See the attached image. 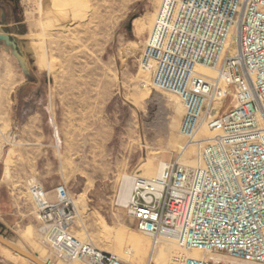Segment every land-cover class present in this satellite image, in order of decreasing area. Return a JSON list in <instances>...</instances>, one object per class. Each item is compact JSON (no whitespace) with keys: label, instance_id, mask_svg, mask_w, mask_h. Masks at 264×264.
Returning <instances> with one entry per match:
<instances>
[{"label":"rangeland","instance_id":"374dc122","mask_svg":"<svg viewBox=\"0 0 264 264\" xmlns=\"http://www.w3.org/2000/svg\"><path fill=\"white\" fill-rule=\"evenodd\" d=\"M14 1L0 0V26L25 59L0 39V158L7 139V99L27 83L23 92L43 114L46 140H55L53 148L45 149V178L52 180L60 169L61 184L76 203L73 234L127 264H146V248L154 240L137 228L125 207L132 177H154L162 163L179 157L194 165L196 155L194 146L192 154H182L185 109L180 98L153 88L142 65L151 55L147 41L164 0ZM202 131L199 136L212 134ZM31 179L16 188L23 221L14 226L0 222V235L50 264H88L63 260L41 236L28 188L32 181L44 184ZM1 244L0 264H36ZM180 252L203 256L163 237L151 264H177ZM210 257L236 263L223 254Z\"/></svg>","mask_w":264,"mask_h":264},{"label":"built area","instance_id":"2783aa9c","mask_svg":"<svg viewBox=\"0 0 264 264\" xmlns=\"http://www.w3.org/2000/svg\"><path fill=\"white\" fill-rule=\"evenodd\" d=\"M147 46L150 85L180 98L182 154L194 146L195 164L179 157L154 177L134 174L128 214L154 242L203 253L180 252L177 264H264V0H164ZM28 192L60 258L127 264L73 234L77 207L66 185L53 198L37 181Z\"/></svg>","mask_w":264,"mask_h":264},{"label":"crops","instance_id":"0c3cea01","mask_svg":"<svg viewBox=\"0 0 264 264\" xmlns=\"http://www.w3.org/2000/svg\"><path fill=\"white\" fill-rule=\"evenodd\" d=\"M25 89H28L27 83L17 88L16 92L11 91L3 116L7 139L4 158H0V222L7 226L19 225L23 221L16 192L19 182L24 183L33 177L40 179L53 198L54 189L62 181L60 169L53 171L52 180L45 178L48 170L45 149L53 148L55 140L52 138L47 142L43 114L34 109L35 102L26 97ZM31 102L33 111L31 109L28 113L26 106ZM107 135L109 137V133Z\"/></svg>","mask_w":264,"mask_h":264},{"label":"water","instance_id":"95a60500","mask_svg":"<svg viewBox=\"0 0 264 264\" xmlns=\"http://www.w3.org/2000/svg\"><path fill=\"white\" fill-rule=\"evenodd\" d=\"M131 26H132V21H130V23L128 25L129 29H131ZM0 39L5 40L7 44L11 45L14 48V52L17 55H19L23 60L25 59V57L16 48L17 44L12 39L11 34L3 26H0ZM0 243L5 245L6 247L12 249L16 253L30 259L31 261H33L36 264H50V263H47V262L43 261L42 259H40L39 256L37 254H35L34 252H32L31 250H25V249L17 246L14 242L3 237L2 235H0Z\"/></svg>","mask_w":264,"mask_h":264},{"label":"bare ground","instance_id":"6f19581e","mask_svg":"<svg viewBox=\"0 0 264 264\" xmlns=\"http://www.w3.org/2000/svg\"><path fill=\"white\" fill-rule=\"evenodd\" d=\"M197 69L201 72V73H203V74H213V72L212 71H210L209 69H206V68H204V67H197ZM202 132H204V131H202ZM205 134V133H204ZM203 134V135H204ZM206 136V135H205ZM191 148H193V147H190V148H188L185 152H184V154H188V155H190V154H192V152H193V150L191 149ZM195 150V149H194ZM183 152V151H182ZM162 165H163V163L161 164V166H160V168L162 167ZM159 173V172H158ZM131 188H132V186H131ZM130 193H131V190H130ZM130 193H129V195H128V197H127V199H126V201H125V204L127 203V201H128V199H129V196H130ZM167 238V237H166ZM168 240V239H167ZM158 242V241H157ZM157 242H154L153 243V246H151L150 248L149 247H147L146 248V250L147 251H149V257H148V259H147V261H146V264H151L152 263V261H153V255H154V251H155V249H156V247H157ZM145 243H147V241L145 240V239H142V241H141V244L142 245H145ZM2 245V244H1ZM152 245V244H151ZM193 251H196V252H200V251H198V250H193ZM187 254V253H186ZM196 256V255H195ZM196 257H198V256H196ZM41 259V258H40ZM131 261H137L136 259H132V258H129ZM217 259H221L220 257H217ZM45 262H47V261H45ZM138 262V261H137ZM47 263H49V262H47Z\"/></svg>","mask_w":264,"mask_h":264},{"label":"flooded vegetation","instance_id":"af4514ba","mask_svg":"<svg viewBox=\"0 0 264 264\" xmlns=\"http://www.w3.org/2000/svg\"><path fill=\"white\" fill-rule=\"evenodd\" d=\"M10 1H12V2H14L15 3V1L14 0H10ZM0 15H2V13H0ZM4 18V16L2 15V19ZM0 21H3V20H0Z\"/></svg>","mask_w":264,"mask_h":264}]
</instances>
